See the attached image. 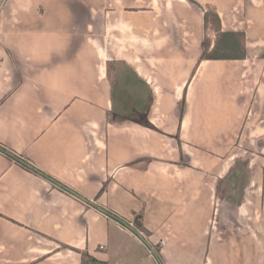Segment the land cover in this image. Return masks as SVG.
Instances as JSON below:
<instances>
[{"label": "crops", "instance_id": "obj_1", "mask_svg": "<svg viewBox=\"0 0 264 264\" xmlns=\"http://www.w3.org/2000/svg\"><path fill=\"white\" fill-rule=\"evenodd\" d=\"M208 10L244 59L202 60L224 50ZM225 76L248 103L215 137ZM247 129L264 147V0H0V146L29 165L0 151V264L264 261L252 235H212Z\"/></svg>", "mask_w": 264, "mask_h": 264}, {"label": "rangeland", "instance_id": "obj_2", "mask_svg": "<svg viewBox=\"0 0 264 264\" xmlns=\"http://www.w3.org/2000/svg\"><path fill=\"white\" fill-rule=\"evenodd\" d=\"M227 81H228V77L225 76V81L223 82L224 84H222V82L217 84L218 88L215 85L209 86V89H208L209 97L208 98H212V96L218 95V98L210 99L208 101L209 104L211 105L213 104L214 107L216 108V114L211 115L212 110L206 105V101H205V106H203L202 108L203 115H206L207 120L209 119L208 124H207V127L209 129V135L211 134V135H214L215 137L216 136L218 137L222 133H224L225 129H229L230 131H232V126L235 127L237 123L239 125L241 124V126L244 123V116L241 115V117H239V113H236L234 106L235 105L245 106L247 105L248 101L246 98H242L238 100L231 99L227 91L230 89V84ZM232 86L234 87L235 83H233ZM221 88H223L224 91L218 92L217 89L220 90ZM166 106H164L163 109L164 110L166 109L167 111L170 105H166ZM186 108H187V101L181 100V102L178 105V111L179 113L181 112V117L184 116V112ZM178 120L180 121L181 119H178ZM252 134L254 133L250 132L249 129L245 130L242 133V137H241L242 141L240 142L241 150L242 151L244 150L253 151L256 154V160H257L254 165V173H253V184H254V181H255V184L253 185V188H252V195L249 196L248 201L245 206L246 213H248V215L253 218L254 228H250L248 229L249 231H246L244 233H247L248 235H252L253 239H257L254 242L259 243L260 241L261 243L259 236L264 234V231H263L264 230V188H263L264 186L262 185L263 177L261 174V169H264L262 165V162L264 163V147L261 148V147H258V145H256L255 143L252 144L253 141L252 140L250 141V139L253 136ZM211 144H213V141L210 139V145L206 146V149L208 151L212 150L218 153L216 151L217 149L216 148L214 149ZM251 144L253 146L248 147ZM259 212L261 213V216H262L261 220L257 218ZM204 252H205V249H202L201 251V253H203L202 258L204 256ZM257 263L264 264V261L257 260ZM161 264H164V263L161 262Z\"/></svg>", "mask_w": 264, "mask_h": 264}, {"label": "water", "instance_id": "obj_3", "mask_svg": "<svg viewBox=\"0 0 264 264\" xmlns=\"http://www.w3.org/2000/svg\"><path fill=\"white\" fill-rule=\"evenodd\" d=\"M255 160L253 151H241L223 172L216 198L212 235L242 233L254 228L253 218L246 213L245 206L252 195ZM259 239L264 243V234Z\"/></svg>", "mask_w": 264, "mask_h": 264}, {"label": "trees", "instance_id": "obj_4", "mask_svg": "<svg viewBox=\"0 0 264 264\" xmlns=\"http://www.w3.org/2000/svg\"><path fill=\"white\" fill-rule=\"evenodd\" d=\"M205 22H206V27L209 24H212V26L215 28V31L220 35V38L222 41V49H224V50H222V51L221 50H214L212 52H209V51H207V48H206V51L203 53L202 60H205V59L206 60H208V59H231V58L244 59L245 58L246 50H245L244 46H241V49L239 51H233L231 49L232 47H234V45H237V46L239 45V48H240V45H243L242 43H243L244 38H245L244 34L222 33L221 21H220L219 15L216 11H213V10L205 11ZM233 38H234V40H233ZM220 44H221V42L218 43L219 48L221 47ZM216 46H215V48H216ZM206 47H208L207 42H206ZM127 78L128 77H126V79ZM149 126L152 127V125H149ZM0 151L5 153V154H8L14 160H16L20 163H23L25 166H27V167L29 166L27 162L19 159L18 157H16V155L12 154L11 152L7 151L5 148H2L1 146H0ZM32 170L39 172L35 168H32ZM40 174L44 175L46 178H48L50 181L55 183L56 186L60 187L61 189L70 191L69 189H67V187H64L62 184H60L58 181L54 180L53 178H51V177H49L43 173H40ZM105 213L111 217L115 216L108 211H105ZM115 218H118V217L115 216ZM135 226L137 228H140V230H145L143 225H141V222L138 219L136 220Z\"/></svg>", "mask_w": 264, "mask_h": 264}]
</instances>
